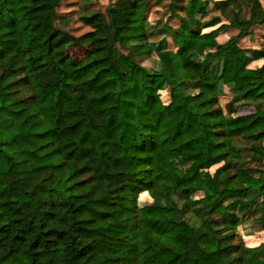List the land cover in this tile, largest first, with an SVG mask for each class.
Wrapping results in <instances>:
<instances>
[{"label": "trees", "instance_id": "obj_1", "mask_svg": "<svg viewBox=\"0 0 264 264\" xmlns=\"http://www.w3.org/2000/svg\"><path fill=\"white\" fill-rule=\"evenodd\" d=\"M151 1L0 0V264H264V6Z\"/></svg>", "mask_w": 264, "mask_h": 264}, {"label": "rangeland", "instance_id": "obj_2", "mask_svg": "<svg viewBox=\"0 0 264 264\" xmlns=\"http://www.w3.org/2000/svg\"><path fill=\"white\" fill-rule=\"evenodd\" d=\"M114 0H64V6L59 10L60 16L69 19V25L67 28L64 29L69 32L76 40L74 47L72 48L71 58H83L86 56L87 52L91 48V38H89V34L93 32V30L89 27H86L79 21L80 15L83 13V7L86 4H92L91 11L92 12H101L104 19H107V9L113 3ZM171 0H152L151 5L149 7V11L147 13L148 16V29H152L156 27V23L160 18L166 17V8L169 5ZM264 6V0H261ZM71 12H73L71 14ZM58 27H62L59 22H57ZM235 31H227L224 34L219 35V41L225 42L227 41L232 35H234ZM254 38L247 40L244 42V47L250 46ZM142 65L151 68V69H158L159 64L154 62L151 59H145L142 61ZM226 97H228L227 101L231 100V96L229 95L230 87L227 86L224 88ZM227 101L225 103H227ZM224 103V104H225ZM252 108L242 105L239 108L240 114H249ZM217 167L213 168L211 171L214 172ZM141 200V201H140ZM149 201V199H148ZM143 202H147V198H144L143 195L140 196L139 199V212L141 213V207L145 206ZM253 216L249 217L248 220L239 228L238 233L240 238L246 243V245L251 247H256L262 242H264V234L261 231L260 227L253 220ZM190 222L192 224H196L197 221L194 217H190Z\"/></svg>", "mask_w": 264, "mask_h": 264}, {"label": "crops", "instance_id": "obj_3", "mask_svg": "<svg viewBox=\"0 0 264 264\" xmlns=\"http://www.w3.org/2000/svg\"><path fill=\"white\" fill-rule=\"evenodd\" d=\"M227 31H235V33H234V35H236L238 32L236 31V30H233V29H230V30H227ZM226 31V32H227ZM226 32H224V33H226ZM224 33H220V34H224ZM263 33H264V30H263V28H258L257 29V31H256V35L254 36V37H252V38H254V40L252 41V43L250 44V46H248V47H245V48H254V47H257L258 46V41H259V39H260V37L263 35ZM219 34V35H220ZM234 35H232V36H234ZM231 36V37H232ZM251 38H247V39H244L243 41H241V45L243 46L244 45V42L245 41H247V40H250ZM229 40V39H228ZM227 40V41H228ZM218 41H219V36H218ZM227 41H225V42H227ZM220 43H225V42H221V41H219ZM244 47V46H243ZM262 62L263 61H260V62H256V65L257 66H260L261 64H262Z\"/></svg>", "mask_w": 264, "mask_h": 264}]
</instances>
